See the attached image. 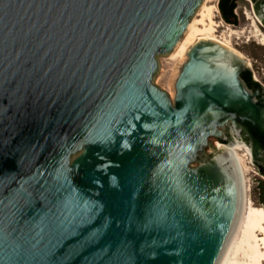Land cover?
Listing matches in <instances>:
<instances>
[{
	"label": "water",
	"instance_id": "1",
	"mask_svg": "<svg viewBox=\"0 0 264 264\" xmlns=\"http://www.w3.org/2000/svg\"><path fill=\"white\" fill-rule=\"evenodd\" d=\"M213 1L0 0V264L228 263L250 201L216 140L264 168L255 68L199 40L162 86Z\"/></svg>",
	"mask_w": 264,
	"mask_h": 264
},
{
	"label": "bare ground",
	"instance_id": "2",
	"mask_svg": "<svg viewBox=\"0 0 264 264\" xmlns=\"http://www.w3.org/2000/svg\"><path fill=\"white\" fill-rule=\"evenodd\" d=\"M214 1L197 30L170 53L171 58L177 59L180 63L185 62L190 48L199 40L205 39L221 41L240 52L232 45L231 40L233 37L238 39L246 37L248 41H257L264 48V25L255 10H245L244 15L250 25L244 30H237L231 25L216 21L217 13L220 11L217 4L219 0ZM221 27L225 29L222 37L218 35V29ZM177 68L174 69L172 78L177 75ZM170 92L173 98L176 97L174 88ZM237 141H239L237 138L235 143L216 141L221 150H226L242 165L250 201L248 223L227 264H264V205L257 204L251 194L250 173L254 165L253 153L252 149Z\"/></svg>",
	"mask_w": 264,
	"mask_h": 264
},
{
	"label": "rangeland",
	"instance_id": "3",
	"mask_svg": "<svg viewBox=\"0 0 264 264\" xmlns=\"http://www.w3.org/2000/svg\"><path fill=\"white\" fill-rule=\"evenodd\" d=\"M219 2V1H218ZM217 2V4H218ZM215 3L213 1L212 5ZM246 9L249 10H255L257 15L261 17V13L256 11V4L255 1L253 0H239L237 8L235 9V14L237 16V22L236 24L229 23L225 21L223 18L221 12L219 11L217 13L216 21H218L221 24L224 25H231L234 29L237 30H244L249 27V21L245 18L244 12ZM220 10V9H219ZM264 25V20L261 19ZM263 27V26H262ZM264 29V27H263ZM224 27H221L218 29V35L222 37L224 34ZM232 45L239 50L243 55L247 57V59L251 62V64L254 66L255 70L252 72V78L260 83L264 90V48L258 44L257 41H248L246 37H242L240 39L233 37L232 40ZM189 60V56H187V59L185 62L180 63L177 59L171 58V54H168L162 61L167 65L166 73L164 76L163 80V88L166 92H168L172 102H174V98L171 95V89H175L176 92V83L177 80L185 66V63H187ZM177 68V75L172 78L174 69ZM251 93H253L252 89H249ZM256 100L258 99L255 97ZM236 139V138H235ZM233 138H228L226 141L222 140H216L224 143H228L232 141ZM237 142H241L240 140ZM235 143V142H234ZM221 151V149L219 150ZM218 151V152H219ZM253 171L250 173V180L252 183V198L254 201L259 204V205H264L259 201V196H260V189H259V184L260 181H264V175L261 174V172L258 169V165L254 163Z\"/></svg>",
	"mask_w": 264,
	"mask_h": 264
},
{
	"label": "trees",
	"instance_id": "4",
	"mask_svg": "<svg viewBox=\"0 0 264 264\" xmlns=\"http://www.w3.org/2000/svg\"><path fill=\"white\" fill-rule=\"evenodd\" d=\"M238 1L239 0H219L218 6H219L220 12L223 18L225 19V21L236 24L237 16L234 11L237 8ZM253 1H255V4H256V11L259 12L263 0H253ZM241 78L243 79V81L245 82V85L249 89L254 90L256 88H259L264 94L262 86L260 85L258 81L252 78V73L249 69L241 74ZM258 169L261 172V174L264 175V168L261 166H258ZM259 189H260L259 201L264 204V181H260Z\"/></svg>",
	"mask_w": 264,
	"mask_h": 264
},
{
	"label": "built area",
	"instance_id": "5",
	"mask_svg": "<svg viewBox=\"0 0 264 264\" xmlns=\"http://www.w3.org/2000/svg\"><path fill=\"white\" fill-rule=\"evenodd\" d=\"M259 184V183H258Z\"/></svg>",
	"mask_w": 264,
	"mask_h": 264
}]
</instances>
